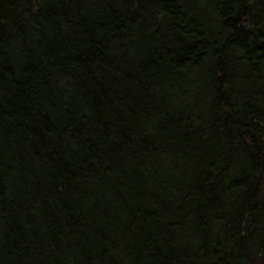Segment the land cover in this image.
<instances>
[{
	"label": "trees",
	"instance_id": "obj_1",
	"mask_svg": "<svg viewBox=\"0 0 264 264\" xmlns=\"http://www.w3.org/2000/svg\"><path fill=\"white\" fill-rule=\"evenodd\" d=\"M264 258V0H0V264Z\"/></svg>",
	"mask_w": 264,
	"mask_h": 264
},
{
	"label": "rangeland",
	"instance_id": "obj_2",
	"mask_svg": "<svg viewBox=\"0 0 264 264\" xmlns=\"http://www.w3.org/2000/svg\"><path fill=\"white\" fill-rule=\"evenodd\" d=\"M256 264H264V258L259 259Z\"/></svg>",
	"mask_w": 264,
	"mask_h": 264
}]
</instances>
